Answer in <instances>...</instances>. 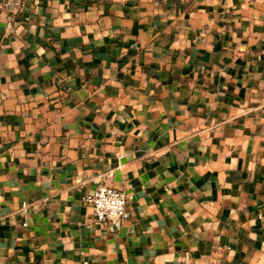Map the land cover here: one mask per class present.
Segmentation results:
<instances>
[{"label":"crops","instance_id":"0c3cea01","mask_svg":"<svg viewBox=\"0 0 264 264\" xmlns=\"http://www.w3.org/2000/svg\"><path fill=\"white\" fill-rule=\"evenodd\" d=\"M0 264H264V0H0Z\"/></svg>","mask_w":264,"mask_h":264},{"label":"built area","instance_id":"2783aa9c","mask_svg":"<svg viewBox=\"0 0 264 264\" xmlns=\"http://www.w3.org/2000/svg\"><path fill=\"white\" fill-rule=\"evenodd\" d=\"M84 202L92 208L94 222L105 227L130 216L127 194L117 188L100 186L86 195Z\"/></svg>","mask_w":264,"mask_h":264},{"label":"water","instance_id":"95a60500","mask_svg":"<svg viewBox=\"0 0 264 264\" xmlns=\"http://www.w3.org/2000/svg\"><path fill=\"white\" fill-rule=\"evenodd\" d=\"M115 222H119V221H114V223H115Z\"/></svg>","mask_w":264,"mask_h":264}]
</instances>
